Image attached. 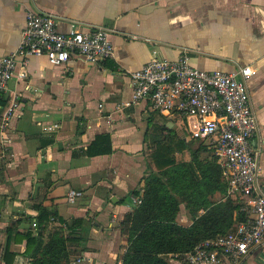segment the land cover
<instances>
[{"label":"crops","instance_id":"obj_1","mask_svg":"<svg viewBox=\"0 0 264 264\" xmlns=\"http://www.w3.org/2000/svg\"><path fill=\"white\" fill-rule=\"evenodd\" d=\"M28 10L54 16L60 33L85 26L109 29L113 57L97 64L73 57L53 66L44 56H33L27 79L10 81L0 93V264H30L25 241L16 242L15 234L35 233L37 207L66 222L82 220L72 261L121 264L127 249L121 224L136 204L133 192L143 186L147 156L165 135L164 127L192 149L199 143L207 147L191 138L193 120L153 111L145 100L130 103L128 72L153 58L175 60L186 52L190 65L202 71L253 68L246 85L258 131L251 145L260 147L264 186V0H0V59L16 50ZM13 99L20 110L2 129L3 112ZM100 134L110 137L111 154L86 156ZM188 150L176 154L177 160L188 162ZM71 191L80 194L72 202ZM228 197L240 211L247 206ZM178 222L192 223L183 205ZM56 230L66 228L52 217L45 236ZM174 262L181 264L179 255H170ZM228 264H264V245Z\"/></svg>","mask_w":264,"mask_h":264},{"label":"built area","instance_id":"obj_2","mask_svg":"<svg viewBox=\"0 0 264 264\" xmlns=\"http://www.w3.org/2000/svg\"><path fill=\"white\" fill-rule=\"evenodd\" d=\"M110 32L101 26H85L60 33L54 16L28 10L16 50L0 59V93L8 91L10 81L27 79L28 62L33 56H44L53 66L64 65L73 57L92 64L110 60ZM128 73L130 103L145 100L153 111L193 120L191 138L205 142L212 151L227 183L228 196L238 197L247 205L241 208L245 214L242 220L231 231L202 240L181 256V262L228 264V260L237 261L264 245V191L257 161L260 147L254 149L251 145L258 124L246 85L253 68L244 66L234 73L202 71L190 65L184 52L175 60L153 58ZM19 110L20 103L11 100L2 115V129ZM79 195L71 191L68 200L72 202ZM32 227L36 228L37 223L33 222ZM80 262L76 259L70 264Z\"/></svg>","mask_w":264,"mask_h":264},{"label":"trees","instance_id":"obj_3","mask_svg":"<svg viewBox=\"0 0 264 264\" xmlns=\"http://www.w3.org/2000/svg\"><path fill=\"white\" fill-rule=\"evenodd\" d=\"M163 130L165 135L155 140L154 149L147 156L149 173L143 178V186L133 192L140 202L121 224L127 238L121 264H170V255H179L181 259L202 240L231 231L244 216L240 205L227 196V183L207 147L199 143L192 149L173 129ZM185 150L189 151L190 160H177L176 154ZM111 152L110 137L100 134L86 148L85 155ZM180 205L191 216L189 226L178 222ZM37 210L35 233L15 234V241H25L24 254L30 264H70L73 247L81 242L76 231L82 220L66 222L47 208ZM52 217L65 226V233L56 230L45 236V226Z\"/></svg>","mask_w":264,"mask_h":264},{"label":"water","instance_id":"obj_4","mask_svg":"<svg viewBox=\"0 0 264 264\" xmlns=\"http://www.w3.org/2000/svg\"><path fill=\"white\" fill-rule=\"evenodd\" d=\"M262 190L264 191V186L262 187Z\"/></svg>","mask_w":264,"mask_h":264},{"label":"rangeland","instance_id":"obj_5","mask_svg":"<svg viewBox=\"0 0 264 264\" xmlns=\"http://www.w3.org/2000/svg\"><path fill=\"white\" fill-rule=\"evenodd\" d=\"M189 217V216H188ZM174 264H176L175 262H174Z\"/></svg>","mask_w":264,"mask_h":264}]
</instances>
